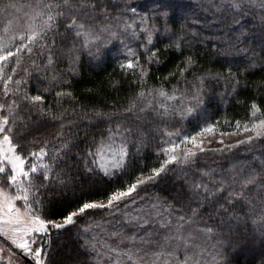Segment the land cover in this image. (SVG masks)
Listing matches in <instances>:
<instances>
[{
    "label": "snow or ice",
    "instance_id": "6c2138e0",
    "mask_svg": "<svg viewBox=\"0 0 264 264\" xmlns=\"http://www.w3.org/2000/svg\"><path fill=\"white\" fill-rule=\"evenodd\" d=\"M157 3L158 12L170 19L187 7L181 0ZM117 8L122 10L116 12ZM247 11L248 0H218L216 14L239 23ZM0 14L4 16L0 30V264H54L53 237L73 229L83 250L79 255L93 257L97 264H225L223 253L207 244V237L215 239L214 230L226 227L230 214L236 212L256 216L264 235V166L229 177L226 183L224 179L204 182L208 172L197 163L213 153L254 141L264 143V98L259 103L256 98L250 101L243 122L236 119L233 124L216 116L182 132L169 122L177 116L182 122L203 110L204 78L195 75L199 66L194 56L185 55L187 42L173 30L162 34L137 5H114L111 0H0ZM94 17L109 21L115 30L99 27ZM137 29L144 39L135 48L125 44L121 50L109 44ZM61 46L72 57L71 65L60 79L49 81L47 69L60 60ZM84 51L97 66L110 62L121 70L119 80L107 82L111 88L123 87L121 81L129 88L143 86L152 68L168 64L172 68L164 79L170 77L186 87H174L171 93L163 87L140 91L133 97L142 101L139 106L133 104L118 113L119 105L114 104L113 112L105 114L108 119L87 124L93 131L81 138L74 118L60 108V100L72 94L57 88L73 87L63 76L75 79L79 57L74 53ZM134 112L145 115L135 118ZM141 126L156 140L154 159L134 168L133 160L143 147ZM225 135L242 138L225 144ZM213 141L222 147H210ZM72 173L96 179L78 196L53 200L50 194L62 193L74 179ZM173 173L184 177L174 194L154 197L152 190L172 179ZM101 183L107 185L103 190L96 187ZM57 205L60 210L53 211ZM102 212L136 221L138 227L141 221L148 225L155 216L160 231L147 237L130 236L127 244L123 239L115 245L101 243L88 221ZM76 264H89V260Z\"/></svg>",
    "mask_w": 264,
    "mask_h": 264
},
{
    "label": "trees",
    "instance_id": "16d2710c",
    "mask_svg": "<svg viewBox=\"0 0 264 264\" xmlns=\"http://www.w3.org/2000/svg\"><path fill=\"white\" fill-rule=\"evenodd\" d=\"M20 2L24 3L25 0H20ZM111 2L120 6L137 5L138 11L147 14L150 18L149 22L164 35L170 34V32H165V29L176 31L179 37L187 42L185 55H193L197 60L199 70L195 71V75L204 78L203 110L191 114L182 122H178V116L173 117L169 122L171 126L182 132H188L204 120H210L216 116L225 117L233 124L236 119L243 122L250 101L256 98L259 103L264 98V7H262L264 0H248L249 11L239 18V23L235 20H223L216 14L218 0H181V3L187 7L175 19H170L158 12L160 5L157 0H111ZM121 10V8L115 9L116 12ZM93 19L99 27L107 26L115 30V25L109 21L97 17ZM124 19L131 23L129 17H124ZM3 24L4 16L0 14V30ZM104 36L106 37L107 33ZM176 38L173 37V39ZM143 39L139 29L135 33L129 30L126 35L120 36L119 40H110L109 44L115 43L123 50V45L135 48L137 42H142ZM159 47L163 49L164 43H160ZM60 54V60L55 62L56 66L47 69V80L49 81L54 77L57 80L60 79L71 65L72 57L68 55L64 46H61ZM74 55L79 57V74L75 79L63 76V80L70 81L73 87L57 88V91L71 92L72 98L64 97L60 100V108L65 110L69 117L74 118L73 124L78 126L81 138L84 137L86 131H93L92 128L85 127L87 124H95L98 120L108 119L105 114L113 112L114 104L119 105L116 109L118 113H123L125 108L133 104L139 106L142 101L134 100L133 97L140 91L163 87L171 93L174 87L177 90L186 87L170 77L167 80L164 79L168 77V72L172 68V65L168 64L159 70L152 68L150 78L143 86L129 88L124 81H121L123 87L111 88L107 82L110 79L119 80L121 77V70L116 65L109 62L101 68L95 64L87 51L76 52ZM163 59L164 57H161V60ZM172 59L175 60L177 57L173 56ZM229 68L232 69L231 74L228 72ZM232 76L236 79L233 80ZM188 79L193 81L192 76ZM97 113L100 115L97 116ZM144 115L143 113H132L135 118ZM147 119L151 121L152 117L149 116ZM141 125H143V120H141ZM224 131H228L227 126H224ZM147 132L148 130L141 126V133L144 136L143 147L133 160L134 168L142 163H152L154 159L152 152L156 140ZM133 139L140 143L137 138L133 137ZM220 147L222 146L213 148ZM130 151L135 152V149L130 148ZM140 156L145 159L141 160ZM197 163L203 171L208 172L204 182L208 180L218 182L224 179L227 183L229 177L239 176L250 168L259 171L260 166H264V143L254 141L249 145L235 147L231 151L213 153ZM72 174L74 179L62 193L56 191L50 194L53 200L78 196L82 190L91 188L92 181L96 179V177L89 179L87 176ZM171 175L172 179L159 182L158 186L152 190L151 194L154 197L165 198L174 194L175 184H179L184 177L177 173ZM96 187L103 190L107 185L101 183ZM195 206L193 204V207ZM59 210V205L53 209V211ZM88 223L92 225V234L96 235L101 243L110 245L117 244L121 239L124 244H127L130 236L147 237L160 231L159 224L154 219L150 226L140 225L138 227L133 221L129 222L126 217L116 216L114 218L108 212L93 216ZM143 229H147V232ZM112 232L118 233V236H111ZM214 235L215 239L212 236L207 237V244L219 248L223 253L222 259L225 264H264V235H262V226L256 216H245L240 212L232 213L227 226L215 229ZM78 249L76 229L63 235L57 234L53 237L51 259L54 264H76L77 260L84 259H88L89 264H97L93 257L79 255V252L83 250L78 251Z\"/></svg>",
    "mask_w": 264,
    "mask_h": 264
},
{
    "label": "rangeland",
    "instance_id": "374dc122",
    "mask_svg": "<svg viewBox=\"0 0 264 264\" xmlns=\"http://www.w3.org/2000/svg\"><path fill=\"white\" fill-rule=\"evenodd\" d=\"M226 133H227V132H226ZM239 138H242V137H241L240 135H232V136L225 135V137H224V142H225V144L234 143V141H235L236 139H239ZM217 139H219V136H217ZM219 146H221V145L218 144V143H216L215 141H213L212 145H210V147H219ZM177 181H178V180H177ZM175 185H177V184H175ZM141 207L145 208L146 211L148 210L146 206H141ZM134 214H135V213H133V215H134ZM153 219H154V221H156L155 216H152V217L149 219V224H148V225L143 224L142 221L140 222V225H142V226H149V225L151 224V221H152ZM133 222H134L135 224H137L136 221H133Z\"/></svg>",
    "mask_w": 264,
    "mask_h": 264
}]
</instances>
